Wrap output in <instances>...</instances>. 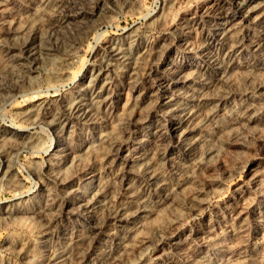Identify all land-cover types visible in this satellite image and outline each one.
<instances>
[{"label":"rangeland","instance_id":"obj_1","mask_svg":"<svg viewBox=\"0 0 264 264\" xmlns=\"http://www.w3.org/2000/svg\"><path fill=\"white\" fill-rule=\"evenodd\" d=\"M247 3L252 9L237 14ZM69 11L88 19L53 31ZM226 18L236 19L238 41L264 44V0H0V264H96L110 251L116 264H264V52L246 48L229 59L226 34L214 33ZM38 26L55 49L48 70L27 57L25 39ZM109 44L145 53L137 64H111ZM211 58L232 68L221 80L222 69L203 68ZM99 72L97 90L112 79L113 106L73 122L74 139H60L54 122ZM200 93L194 130L170 137L173 104ZM102 136L107 147L89 154ZM193 138L191 155L206 154L197 168L186 156ZM120 144L124 157L115 160ZM63 146L81 154L75 164L62 156L52 164ZM138 156L170 182L185 175L184 186L160 191ZM98 179L109 185L110 205L90 211L79 190L90 194ZM130 179L157 205L135 253L121 245L131 224L119 212L134 209Z\"/></svg>","mask_w":264,"mask_h":264},{"label":"bare ground","instance_id":"obj_2","mask_svg":"<svg viewBox=\"0 0 264 264\" xmlns=\"http://www.w3.org/2000/svg\"><path fill=\"white\" fill-rule=\"evenodd\" d=\"M252 1H254V0H252ZM252 6L253 5H251V3L250 4L247 3V4H244L242 6H239V12H237V14L243 12L244 10L250 11L252 9ZM227 13H228V15L226 14L227 16H230L232 14V12L230 13V11H228ZM87 19H88V15L83 11H79V12L78 11H76V12H72V11L70 12L69 11L66 14H63L61 16V18L58 21V26H53V27L49 26V27L53 31H56L58 33V32H62V31H66L68 28L71 29L74 26L75 27H81V26H77V25H81V24L85 23ZM235 20L236 19H234V18H229V19L226 18V21L223 22L221 25L219 24V27L216 28V32L214 31V33H216V34H219L220 31L222 33L226 34V36L224 35V37H226V43L225 42L224 43L229 48L228 53H227L228 58L229 59L233 58V55L237 54V53H244L246 48H247V51L251 50L253 52L254 56H257L259 58L262 55V53L264 52V44L262 42H259V41H250L248 43H245L244 41H238L236 31L232 32L233 28H235V26L237 24L235 22ZM42 28H43L42 26H38V30L31 31L29 36H27V38L25 39V43L27 45V52H28L27 57L29 58L28 61L30 63L36 64V65H41V66L43 65L45 68V63L47 62L46 60L49 61L50 58H52L55 55V49L53 48V46L50 42H49V44L47 43V41L45 43H43V39H42L43 32H40L43 30ZM230 40H232L231 43H229ZM129 41H130V39H129ZM126 44H128V43H126ZM227 44H230V45H227ZM109 45L111 46V44H109ZM141 53H145V52H141ZM141 53L138 52L136 54V52H134L133 49H131L129 47V45H125V44H121V45L116 44V45L111 46V48L109 49V55L111 57L110 58L111 64L123 63V62H125L127 64L129 62H131L132 64L136 63V61L138 62V60H140V58H138V56ZM19 59H21V56L19 57ZM218 60H217V58H211V59L206 60L205 61L206 66L203 68L205 69V72H207V71L208 72H212V71L218 72V70L222 69L221 70L222 72L220 73V80H221V78H224L229 73V70L232 68H227V67H225L226 69L223 68V66H222L223 62L221 63ZM25 63H26V61H25ZM107 64H109V63H107ZM118 65H120V64H118ZM25 66H29L28 68H31L30 64L26 63ZM134 67L132 66L131 68L134 70L135 69ZM263 68H264V65H263ZM45 69H47V68H45ZM105 69H107V68H105ZM109 69H110V67H109ZM102 72L97 73L96 77H94V79L90 80L88 83V86H87L88 87L87 90H89V89L93 90L94 89L95 94L93 93V95L91 94L92 96L90 95L91 97H87V95H86L87 90H86V88L84 89V87H83L81 93L79 94L80 95L79 98L77 97L73 100V102L71 101L72 103L70 104V115L66 119H64L63 122L54 120L55 121L54 125H55L56 130H57V135L60 139H67L68 137H71L72 139H74L77 131H76V129L73 128V125H72L73 122H75V121L76 122H82L83 120H87L88 118H90L95 113V110L101 109L103 107L109 108V107L113 106L112 102H114V101L112 100L113 97H112V93H111V90H112V81L111 80L112 79H110L109 77L103 76L104 77L103 82L101 83V86H99L100 89L97 90L96 86H95L99 80L101 81ZM104 73H106V72L104 71ZM132 74H134V73H132ZM0 75H2V73H0ZM204 97H205V94L200 93V95L197 97V99H198L197 101H196V98H190V101H192L191 104L188 101L186 103L180 102V104H179L176 102L175 104H173L175 106H173L170 109L169 113L167 112L168 113V120H169V124H167V127L170 130V133H169L170 137L175 138V137L179 136V134L180 135L181 134L187 135L190 131L194 130V127L197 124V122H196L197 118H199V116H201V112H200L201 108H202L201 103H204L203 102ZM67 132H68V134H66ZM107 139H108V136H105V137L102 136V138L98 139L96 142L88 145L86 148V151L89 154H93V155L98 154L100 151H102V149L107 147V143H106L108 141ZM196 140H197V138H193L189 143L186 142L185 146H186V150H187V152H186L187 157H189V155L192 154L191 152L193 150L194 144L196 143ZM123 151H124V149H123L122 145L121 144L118 145L116 152L113 154V159L118 160V159L123 158L124 157ZM88 153H86V154H88ZM80 155L81 154L71 153L67 146H63V148H61V150H59L58 156L52 155V158H53L52 164L57 165L59 163L61 156L63 158L64 157L65 158H71L72 157V164H73L76 159L78 160ZM191 156H192V160H193L192 164H193V167H195V168L201 166L204 162V159L206 158V154H204V155L203 154H198V155L193 154ZM137 158L139 160L141 159V161H143L142 165L145 166L146 169L149 171L151 178H153L155 181L154 184L156 185V187L160 191H164V192H166V194H171V193H174L177 190L181 189L184 186L185 180L187 179V177L185 175L177 172L176 173L177 181L176 182H170L169 179H166L165 176L161 172H159L158 169H156L155 162L153 160H148V159L146 160L145 157H143V156H138ZM60 161L62 162V160H60ZM11 168L12 167H9V169H11ZM108 186L109 185H107L104 181L102 182L101 179H98V183L95 186L92 184V186L90 187V189L95 188L91 192L92 194L91 193L89 194L88 193L89 191H86V189H85V191L79 190V193H80L79 198H80L81 205L90 211L93 210L95 207H100L102 209L107 208L110 205L109 199L106 198ZM139 186H141L139 181H132L130 179L126 188H127L128 198L130 200V203H132L130 205H133L132 207H134V209L130 210L129 209L130 207L128 204V205L123 206L122 210L119 212L121 214V217H120L121 220L129 221L131 224L129 226H126V225L124 226V230L127 231V233H126L127 236L125 237L126 240L121 245L123 246L124 249H126L128 251L130 250L133 253L136 252V246H137V243L139 241L138 237L140 236L141 230L149 222V218H148L149 214H151L153 210L157 211V205L149 204V202L145 200L146 198H144L141 195V193H139V190H138ZM135 203H136V205H135L136 208L134 206ZM140 215H141L142 219L137 220L138 219L137 217H139ZM137 251L139 252V258H143L145 255V250H144L143 246L141 247V249L139 247ZM65 254L63 255V257H61V260H63L62 263L67 262V260L69 259V256L65 255ZM105 259H107V260H105ZM118 260H119V258L117 256V254H115L114 251H110V252H108V254H106V255L104 254V255L100 256V260L96 264H99V263H101V264H116ZM100 261H102V262H100Z\"/></svg>","mask_w":264,"mask_h":264}]
</instances>
